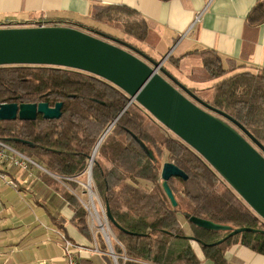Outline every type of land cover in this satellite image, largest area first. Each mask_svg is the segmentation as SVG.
Wrapping results in <instances>:
<instances>
[{"label":"trees","instance_id":"trees-1","mask_svg":"<svg viewBox=\"0 0 264 264\" xmlns=\"http://www.w3.org/2000/svg\"><path fill=\"white\" fill-rule=\"evenodd\" d=\"M137 16L138 12L130 7L113 5H96L91 13L94 22L110 25L118 21L121 33L143 41L148 26ZM246 21L248 25L264 22V0L256 2ZM32 25L89 29L85 23L63 17L0 22V27ZM198 52L205 80L217 79L211 85V98H201L242 124L264 146V69L238 71L241 65H233L231 59L230 65L224 66L214 51ZM39 102L49 106L61 102L60 117L44 119L38 115L31 121H0V140L63 178L83 175L94 147L111 126L96 149L98 158L92 164L91 177L99 199L105 208L107 205L114 221L126 230L110 223L124 247L123 251L113 245L114 252L124 253L127 258L124 262L119 260V264H199L201 259L194 243L202 257L213 264H231L225 252L234 244L264 255V220L192 148L167 133L138 104L127 106L129 98L123 91L76 69L0 66V104ZM131 133L152 151L153 160ZM13 138L29 141L33 147L14 142ZM166 161L187 175L186 180L179 177L168 180L176 206L171 205L161 186L160 171ZM66 196L74 206L77 227L90 234L85 209L71 192ZM183 213L256 231L226 237L229 231L199 228ZM97 240L106 250L100 235Z\"/></svg>","mask_w":264,"mask_h":264},{"label":"crops","instance_id":"crops-1","mask_svg":"<svg viewBox=\"0 0 264 264\" xmlns=\"http://www.w3.org/2000/svg\"><path fill=\"white\" fill-rule=\"evenodd\" d=\"M257 1L0 0V22L63 17L88 25L96 5L126 6L145 20L148 34L142 44L153 59L172 53L185 60L192 52L212 50L224 66L231 59L241 65L240 71L264 69V22L246 21ZM0 169L17 185L14 189L0 179V264H65L58 231L81 247L75 253L78 264H115L107 252L91 251V233L82 232L74 221V206L66 195L77 183L30 163L20 168L0 160ZM193 246L199 264H213ZM225 258L231 264H264V255L240 244L230 246Z\"/></svg>","mask_w":264,"mask_h":264},{"label":"water","instance_id":"water-1","mask_svg":"<svg viewBox=\"0 0 264 264\" xmlns=\"http://www.w3.org/2000/svg\"><path fill=\"white\" fill-rule=\"evenodd\" d=\"M168 55L155 60L134 45L93 28L82 31L67 25L0 27V66L70 68L108 81L128 96L127 106L138 104L198 153L264 220V146L242 124L211 106L169 73L163 66ZM61 107V102L54 106L45 102L2 103L0 121H31L38 115L44 119H58ZM110 127L94 147L89 157L92 163ZM131 135L153 160L152 151L135 134ZM13 141L33 147V143L20 138H13ZM172 177L187 179L184 171L166 161L161 166V186L171 205L176 206L168 185ZM106 214L114 227L126 232L114 221L107 205ZM182 215L199 228L229 231L226 237L256 231L248 227L232 228L188 213Z\"/></svg>","mask_w":264,"mask_h":264},{"label":"built area","instance_id":"built-area-1","mask_svg":"<svg viewBox=\"0 0 264 264\" xmlns=\"http://www.w3.org/2000/svg\"><path fill=\"white\" fill-rule=\"evenodd\" d=\"M0 148H2L0 149L1 161H5L10 165H14L20 168H26L27 165L30 163L37 166L42 171L46 172L45 169L41 168L29 157L13 149L12 147H10L1 140H0ZM6 150L7 153L5 152ZM89 162L87 164L85 171L83 172V175L85 174L84 181H80L79 179L80 175L64 177V178L61 176L58 177L81 185L82 195H84L85 198H82L80 195H77L73 189H70V191L73 195L76 196V198L78 199V201L81 203V205L86 211V221L94 243L93 247L91 248V251L94 253L107 252L113 258L114 263L119 264V260H122V262H124L127 258L124 255V253L120 255L116 254L114 252L113 245H117L123 251H124V247L122 243L116 238L114 232L110 227V221L107 217L105 206L102 204L99 197L98 199H96L97 197L95 196L94 190L92 188L93 182L90 174L91 164ZM0 179H2L6 184H8L10 187L14 189L17 186L14 180L6 178L5 174L3 173V171H1V169H0ZM57 233L62 239V249H63L65 264H78V261L76 260L75 257V253H78L79 248L81 247L76 243H74L72 240L68 239L66 236H64L63 233L59 231ZM98 235L101 236L102 240L105 243L106 246L105 251L100 249V247L98 246V240H97Z\"/></svg>","mask_w":264,"mask_h":264},{"label":"rangeland","instance_id":"rangeland-1","mask_svg":"<svg viewBox=\"0 0 264 264\" xmlns=\"http://www.w3.org/2000/svg\"><path fill=\"white\" fill-rule=\"evenodd\" d=\"M88 25H90L92 28L97 29L99 31H102L104 33H107L111 36L117 37L119 39H122L144 53V44L143 41H138L128 35H125L119 31V28L121 26V23L117 22H110V25H105L102 23H96L94 22L93 19L89 18V20L86 22ZM147 54V53H146ZM149 55V54H148ZM150 56V55H149ZM164 68L171 73L175 78H177L180 82H182L184 85H186L188 88H191L194 90V92L199 95L200 97H203L204 99H210L212 96V88L211 85L217 81L216 80H205L206 78L203 76L204 73L202 68H201V58H200V52H192L189 54V57H187L185 60L178 58L176 55H173L170 53L163 64ZM141 107V106H140ZM142 108V107H141ZM143 109V108H142ZM145 113H147L151 118H153L146 110L143 109ZM154 119V118H153ZM158 122V121H156ZM159 123V122H158ZM160 124V123H159ZM167 133L170 135L176 137L171 131L166 129L162 124H160ZM178 138V137H176ZM179 139V138H178ZM98 158L97 150L93 158L94 160ZM89 162V161H88ZM93 164V163H92ZM80 181H84L85 179V174L80 176ZM220 189L223 187V184H219ZM92 188L94 190V194L98 199V195L94 186V183H92ZM75 191L78 195H80L82 198H85L84 195H82L81 192V185H77L75 188ZM97 203V201H96ZM103 204V203H102ZM179 220L182 225L185 226V221L183 218L180 216Z\"/></svg>","mask_w":264,"mask_h":264},{"label":"flooded vegetation","instance_id":"flooded-vegetation-1","mask_svg":"<svg viewBox=\"0 0 264 264\" xmlns=\"http://www.w3.org/2000/svg\"><path fill=\"white\" fill-rule=\"evenodd\" d=\"M89 29H91L92 27H88ZM94 29V28H93ZM87 30V29H86Z\"/></svg>","mask_w":264,"mask_h":264},{"label":"bare ground","instance_id":"bare-ground-1","mask_svg":"<svg viewBox=\"0 0 264 264\" xmlns=\"http://www.w3.org/2000/svg\"><path fill=\"white\" fill-rule=\"evenodd\" d=\"M90 163L92 164V161H90Z\"/></svg>","mask_w":264,"mask_h":264}]
</instances>
